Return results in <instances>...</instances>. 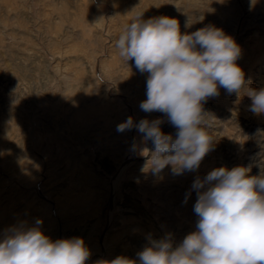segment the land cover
<instances>
[{
    "label": "rangeland",
    "instance_id": "rangeland-1",
    "mask_svg": "<svg viewBox=\"0 0 264 264\" xmlns=\"http://www.w3.org/2000/svg\"><path fill=\"white\" fill-rule=\"evenodd\" d=\"M138 13L174 18L182 34L222 29L241 48L245 80L264 88V0H0V238L40 220L53 241L82 238L85 264L138 260L149 236L170 233L175 247L196 230L197 176L247 166L257 156L245 157L264 148V114L249 111L247 95L220 88L203 105L214 118L213 141L199 168L141 171L147 157L130 147L135 138L152 149L151 141L117 126L131 116L161 119L173 138L177 129L165 114L140 109L148 73L115 47ZM258 174L253 167L250 175Z\"/></svg>",
    "mask_w": 264,
    "mask_h": 264
},
{
    "label": "clouds",
    "instance_id": "clouds-1",
    "mask_svg": "<svg viewBox=\"0 0 264 264\" xmlns=\"http://www.w3.org/2000/svg\"><path fill=\"white\" fill-rule=\"evenodd\" d=\"M135 15L115 42L119 57L134 61L140 73H148L147 99L139 105L145 113L160 112L177 129L176 136L165 134L161 119L129 116L117 126L118 132L135 128L130 151L146 156L143 173L159 177L169 167L175 175L196 171L212 150L209 129L214 118L204 110L209 98L223 88L229 95H247L249 111L264 114V88L250 87L237 64L241 48L224 31L207 25L182 34L179 21L167 16L143 20ZM193 21L186 22L191 27ZM264 136V130L257 129ZM147 153V154H145ZM258 175H250L252 168ZM197 200L196 230L173 246L171 234L154 240L137 253L138 260L117 257L107 264H264V148L247 166L219 167L192 184ZM190 194V193H189ZM37 220L31 228H14L0 238V264H85L90 252L79 237L53 241Z\"/></svg>",
    "mask_w": 264,
    "mask_h": 264
},
{
    "label": "bare ground",
    "instance_id": "bare-ground-1",
    "mask_svg": "<svg viewBox=\"0 0 264 264\" xmlns=\"http://www.w3.org/2000/svg\"><path fill=\"white\" fill-rule=\"evenodd\" d=\"M245 125H247V128H249L250 129V124H244V126ZM252 129H255V127L254 126H252ZM258 139V138H257ZM250 146V145H249ZM253 153V152H252ZM251 154V153H250ZM236 155V154H235ZM257 156V154H256V152L255 153H253V155H251V156H249V157H245V159H247L248 161H250V160H254L255 159V157ZM234 159H236V157H234ZM231 160V159H230ZM234 161V160H233ZM235 162V161H234Z\"/></svg>",
    "mask_w": 264,
    "mask_h": 264
}]
</instances>
